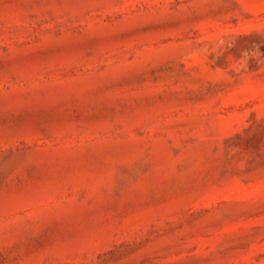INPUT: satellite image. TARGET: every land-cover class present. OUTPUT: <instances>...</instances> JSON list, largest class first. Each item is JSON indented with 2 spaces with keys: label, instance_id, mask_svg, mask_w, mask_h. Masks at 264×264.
Masks as SVG:
<instances>
[{
  "label": "rangeland",
  "instance_id": "374dc122",
  "mask_svg": "<svg viewBox=\"0 0 264 264\" xmlns=\"http://www.w3.org/2000/svg\"><path fill=\"white\" fill-rule=\"evenodd\" d=\"M0 264H264V0H0Z\"/></svg>",
  "mask_w": 264,
  "mask_h": 264
}]
</instances>
